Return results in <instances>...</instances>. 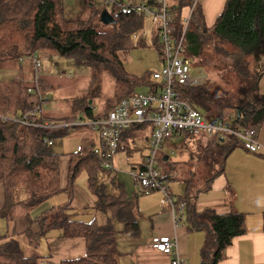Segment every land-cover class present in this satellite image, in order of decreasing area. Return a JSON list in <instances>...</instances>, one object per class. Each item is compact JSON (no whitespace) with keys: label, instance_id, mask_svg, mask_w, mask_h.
I'll return each instance as SVG.
<instances>
[{"label":"trees","instance_id":"16d2710c","mask_svg":"<svg viewBox=\"0 0 264 264\" xmlns=\"http://www.w3.org/2000/svg\"><path fill=\"white\" fill-rule=\"evenodd\" d=\"M64 1L0 0V66L6 61H18L20 57L33 53L52 52L86 66L93 80L107 73L118 84L114 97L104 99L97 112H94L92 102L88 101L98 94L96 91L71 97L69 115L61 121L105 116L120 100L136 93L137 87L153 91L159 85L151 80L149 74L138 77L128 73L119 58L120 51L138 44L132 40V35L142 28L143 15H121L110 24L109 30H101L100 12L97 9H92L86 18L67 17ZM192 1L168 0L178 28L184 16L182 9L188 8ZM153 41L157 43L156 38ZM206 48L210 52H223L231 57L223 70L225 74L229 72L227 68L230 71L239 69L243 75L248 74L249 66L256 68L255 72L248 74L254 75L255 81L248 85L247 97L243 96L241 100L237 98L236 104L229 108L234 111L235 125L258 130L264 121V94L258 89L264 72V0H225L211 26L205 25L201 9L196 6L189 20L185 51L190 53L189 58L193 61ZM226 78L230 79L229 76ZM209 81L207 75V82L202 86L176 85L174 88L204 117L224 118L226 115H222L224 107L221 99L215 96L217 84ZM28 83L22 75L10 80L0 79L1 116L23 113L37 103L36 95L27 91ZM40 86L44 92L50 89V83L43 76ZM241 87L246 88L243 84ZM95 89H98V85ZM41 114L42 110L37 121L44 122ZM54 124L58 125L59 122L54 121ZM67 132L66 127L51 130L0 119V185L3 189L0 218L7 229V234L0 236V264H39L37 249L50 229L59 230L61 237H80L84 242L80 256L60 259L57 264H117L113 222H120L125 232L135 234L137 231L133 202L123 183L114 180L115 190L111 192L98 179L101 168L93 154V148L97 145L93 138H82L80 150L66 155V185L60 187V154L52 152L44 139L53 140L55 136ZM231 147L224 148L219 169L207 179L208 182L221 172ZM82 171L87 173L88 190L96 198V216L88 221L71 219L63 210L71 204L73 186ZM21 185L25 194L20 198L18 187ZM61 192H66L68 197L64 207H59L56 212L44 210L32 217L34 209ZM197 196L196 192L190 193L189 187L186 188L183 199L186 223L191 229H205L208 232L201 250V264H216L226 257V249L234 238L246 233L244 214L237 211L217 214L210 208L196 212L194 202ZM262 228L264 230V213ZM22 236L26 238L29 254L22 247Z\"/></svg>","mask_w":264,"mask_h":264},{"label":"crops","instance_id":"0c3cea01","mask_svg":"<svg viewBox=\"0 0 264 264\" xmlns=\"http://www.w3.org/2000/svg\"><path fill=\"white\" fill-rule=\"evenodd\" d=\"M73 1L77 5L83 3L91 9H96L91 0ZM137 1L148 2L150 0ZM224 3L225 0H202L200 9L205 24L208 19H213L214 17L213 22L215 21ZM100 4L105 7L101 2ZM183 15L185 16V13ZM145 19L144 17V21ZM142 28H144V24ZM149 31L152 33L151 38H156L157 41L156 31L150 21L147 32ZM154 44L157 48L158 41ZM17 62L19 63V68L10 73V79L22 75L27 81L30 78V72L27 75L26 70H24L26 61L21 63L18 60ZM258 89L260 93L264 94V72L258 83ZM41 116L46 123H54L55 121L46 119L42 114ZM151 131V126L147 124L132 126L124 131L118 151L113 157V164L118 168L120 166L141 168L148 151ZM91 132L90 138H93L98 144L97 134L93 131ZM187 136L189 137L184 139L183 142L187 143L189 140L193 142V139H190V135ZM256 138L264 146V121L257 130ZM202 140H206V138L198 137L199 142ZM128 142H131L130 147L129 145L126 147ZM237 143L241 145L239 141ZM165 156L168 159L167 155H163L162 158ZM67 165V156L65 154L61 155L59 164L61 188L66 185ZM218 169L219 166L214 172ZM85 174H82L74 184V194L70 207L87 209L90 216L89 220H91L93 216H96L94 213L96 198L88 190L87 175ZM111 175L113 177L110 183L113 185L116 179L114 174ZM177 177L176 173L169 174L170 179L175 180ZM191 177L193 176L187 179V184L183 182V184H179V192L176 194L172 193L171 188L168 186L170 193L183 200L187 187H189L190 193L196 192L198 195L194 202L196 212L210 208L217 214H226L230 211L244 214L246 233L234 238L231 245L226 249V257L216 264H264V230L262 228V214L264 213V152L260 154L251 153L243 147L235 145L231 147L228 156L224 159L221 172L209 182L207 179L210 176L205 179L204 184L194 187L190 182ZM123 185L133 202L134 220L137 222L138 229L135 234H132L123 231V226L120 222H113L116 233L115 245L118 251L117 264H170L171 256L156 250L150 244L154 237L172 236L174 234L169 206L162 202V195L157 191L139 194L135 185H133V190H127L124 183ZM197 190L199 191L197 192ZM49 209L56 212L58 208H54L48 203L44 206L40 205L34 209L32 217L38 216L40 212ZM34 224L36 225V223ZM53 231L56 232L52 234H49L50 230L47 232V236L41 240L37 249L38 254L39 250L42 249L41 254H39V262L41 264H57L60 259L74 258L83 253L84 242L82 238H64L60 236L59 230L53 229ZM207 233L205 229L195 230L189 228L188 223L177 229L178 251L183 259L182 264H201V250ZM20 241L25 253L29 254L26 238L22 236Z\"/></svg>","mask_w":264,"mask_h":264},{"label":"built area","instance_id":"2783aa9c","mask_svg":"<svg viewBox=\"0 0 264 264\" xmlns=\"http://www.w3.org/2000/svg\"><path fill=\"white\" fill-rule=\"evenodd\" d=\"M105 10L114 19L121 15L138 14L148 19L154 27L158 41V53L161 68L151 74V79L159 83L153 91L136 92L120 100L107 115L93 119L78 117L64 125L37 121L44 104L47 102L45 92L40 86L42 65L38 53L18 60L31 66L27 91L38 98L29 110L16 115L1 116L0 119L20 125L37 128L54 129L56 127L72 128L87 126L97 134L99 142L93 148V154L99 167L110 174L120 171L113 164V157L118 151L121 134L132 126L147 124L152 128L149 147L141 168H129L128 175L139 194L157 191L162 195V202L169 206L174 234L172 236L154 237L150 244L153 248L171 256L170 264H182L178 251L176 231L186 223L185 201L172 195L168 184L156 169L158 154L161 155L162 143L178 133L195 137H212L224 139L230 135L251 153H263L264 146L256 138L257 129L235 125L234 117L206 118L194 109L190 103L180 97L176 85L185 87L202 86L207 82V75H192L191 60L184 56L186 50V33L192 11L198 4L193 0L188 13L182 18L178 28L170 12L167 0H99ZM137 39V34H133ZM124 51L119 52L120 54ZM50 146L53 140L45 138ZM163 157V156H162Z\"/></svg>","mask_w":264,"mask_h":264},{"label":"rangeland","instance_id":"374dc122","mask_svg":"<svg viewBox=\"0 0 264 264\" xmlns=\"http://www.w3.org/2000/svg\"><path fill=\"white\" fill-rule=\"evenodd\" d=\"M91 1L99 12L105 9L98 0ZM167 4H169L168 0ZM201 4L202 0H198L197 7L200 8ZM64 8L67 17L76 16L86 18L92 10L89 6H86L83 3L77 5L73 0H65ZM184 13L185 15L188 13V8L184 7L182 9V14ZM214 18L207 20V26L213 23ZM110 28V24H102L100 26L101 30H109ZM191 29H193L192 26ZM147 30H149V21L148 19H145L144 28L135 32V34H137V39L132 35V40L138 42V44L120 54V60L122 61L125 70L138 77L145 74L151 76L154 71L161 68L158 50L151 38L152 33H150V31L147 32ZM183 55L190 57L188 51H185ZM39 57L42 65V76L50 83V89L45 92L48 100L42 108V115L46 119H52L59 122L60 125L66 124V122L61 120H64L66 116L69 115V99L71 97L96 91L98 94L91 96V99L88 101L89 103L92 102V108L94 112H97L104 99L108 97L113 98L115 91L118 90V84L107 73H103L98 79L93 80L91 72L86 66L76 64L69 58L59 56L52 52H39ZM230 59L231 57H227L225 53H213L210 52L208 48H206L201 55L196 57V60L192 61L190 59L192 75H208L210 79L209 82L211 84L214 82L217 84L215 96L221 99L222 106L224 107L222 115H226V117L234 115V111L229 108V106L236 104L238 99L241 100L244 98L243 96L247 97L248 85L253 84L255 81V76H250L248 74L249 72H255L256 69L254 66H249L247 70L248 74L243 75L242 73H239V69L230 71L227 68L229 72L225 74L223 73V70L230 63L228 61ZM18 68L19 63L16 60L4 62L0 66V79H10V73ZM24 70H26L27 75L29 72L31 73V66L26 62ZM219 72L220 74H218ZM226 76H229L230 79L228 80ZM151 80L154 81L153 79ZM242 84L246 88H242ZM97 85L98 89H95ZM136 91L145 92L146 88L137 87ZM91 131L92 130L87 126H74L70 129L68 128L67 134L55 136L53 138V144L50 145L49 148L52 152L60 154V156L77 152L81 148L82 138L86 136L90 137L92 133ZM187 137L189 136L185 133H181L174 135L172 138L166 139L161 146L162 155L158 154L157 157L156 169L162 178L166 180L174 194L179 192V184H187V179L190 178V176H193L190 181L192 186L196 187L204 184L205 179L212 175V172H214L219 166V162L223 160L224 148L227 146L233 147L235 145L242 147L237 143L238 141L230 135H225L223 141H220L218 138L207 137L206 140H202L201 142L198 141V137L190 136V139L192 138L193 142L189 140L187 143H184L183 141L184 139H187ZM128 145L130 147L131 142H128L126 147ZM163 155H167L168 159L163 160ZM118 169L120 171L114 173L115 181H121L125 184L127 190H133L134 183L127 173L129 168L120 166ZM85 173V171H82L76 178L75 183L77 179ZM171 173H176L178 177L175 180L170 179L169 174ZM85 175H87V173ZM112 177L113 175L102 169L98 173V179L106 184L107 189L111 192L115 190V186L110 183ZM18 193L20 198L24 196L25 192L22 185L18 187ZM67 198L66 192H61L50 197L47 202L42 203L41 206L48 203L49 205L54 206V208H62L65 206L64 204L66 200H68ZM2 201V188L0 186V207ZM66 207L63 210L71 219L85 221L90 219L87 209H78L70 207V205H68L67 209ZM54 232L56 231L50 229L49 234ZM5 234H7L6 225L4 220L0 218V235ZM41 252L42 249L39 250V254H41ZM39 264L41 263L39 262Z\"/></svg>","mask_w":264,"mask_h":264},{"label":"water","instance_id":"95a60500","mask_svg":"<svg viewBox=\"0 0 264 264\" xmlns=\"http://www.w3.org/2000/svg\"><path fill=\"white\" fill-rule=\"evenodd\" d=\"M99 21L102 24H113L115 22L114 19L111 17V15L108 13V11H106L105 9L102 10L99 14ZM166 159L167 157L165 156L163 160H166Z\"/></svg>","mask_w":264,"mask_h":264}]
</instances>
